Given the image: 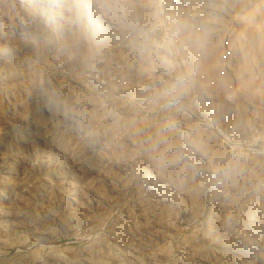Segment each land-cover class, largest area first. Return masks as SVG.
Returning a JSON list of instances; mask_svg holds the SVG:
<instances>
[{"label": "rangeland", "instance_id": "rangeland-1", "mask_svg": "<svg viewBox=\"0 0 264 264\" xmlns=\"http://www.w3.org/2000/svg\"><path fill=\"white\" fill-rule=\"evenodd\" d=\"M115 1L0 0V264H264V0ZM172 23L174 73L153 47ZM50 78L87 107L57 127Z\"/></svg>", "mask_w": 264, "mask_h": 264}, {"label": "bare ground", "instance_id": "bare-ground-1", "mask_svg": "<svg viewBox=\"0 0 264 264\" xmlns=\"http://www.w3.org/2000/svg\"><path fill=\"white\" fill-rule=\"evenodd\" d=\"M107 1H108V0H107ZM109 1H110V0H109ZM112 1H113V0H112ZM114 1H115V0H114ZM116 1H117V0H116ZM116 1H115V2H116ZM183 1H184V0H169V4L175 5L176 7H177V5H179V7L182 6V8L184 7V9H183V11H184V10H185V7H186V5H187L188 2H187L186 0H185L186 2H183ZM120 2H121V1H120ZM101 3H102V2H101ZM101 3H100V5H101ZM112 3H113V2H112ZM116 3H117V2H116ZM118 3H119V2H118ZM152 3H153V2H152ZM110 4H111V3H110ZM110 4L108 3V5H110ZM146 4H149V3H146ZM153 4H154V3H153ZM112 5H113V4H112ZM137 5H138V4H137ZM150 5H152V4L150 3ZM157 5H158V4H157ZM104 6H105V5H104ZM113 6H114V5H113ZM115 6H116V4H115ZM115 6H114V7H115ZM119 6H120V4H119ZM131 6H132V5H131ZM142 6H143V5H142ZM109 7H110V6H109ZM143 7H144V6H143ZM169 7H170V6H169ZM188 7H189V5H188ZM103 8H104V7H103ZM115 8H116V7H115ZM119 8H121V7H119ZM122 8H123V6H122ZM136 8H137V7H136ZM154 8H155V7H154ZM21 9H22V8H21ZM101 9H102V8H101ZM108 9H109V8H108ZM140 9H142V8H140ZM140 9L138 8L137 11L140 10ZM148 9H149V8H148ZM156 9H157V7H156ZM179 9H180V8H179ZM179 9H177V10H179ZM187 9H188V8H187ZM105 10H106V9H104V11H105ZM114 10L116 11V9H114ZM114 10H113V11H114ZM125 10H126V9H125ZM150 10H151V9H150ZM153 10H154V9H153ZM101 11H103V10H101ZM107 11H108V13L110 12V10H107ZM107 11H106V12H107ZM118 11H119V10H118ZM121 11H122V10H121ZM144 11H145V10H144ZM124 12H125V11H124ZM129 12H130V11H129ZM133 12L135 13L134 10H133ZM138 12H139V11H138ZM140 12H141V11H140ZM148 12H149V11H148ZM150 12H151V11H150ZM154 12H155V11H153L152 13H154ZM103 13H105V12H103ZM134 13H133V14H134ZM146 13H147V12H145L144 14H146ZM105 14L107 15V13H105ZM105 14H104V17H105ZM111 14H112V13H111ZM121 14H122V13H121ZM124 14H126V13H124ZM124 14H123V15H124ZM136 14H137V12H136ZM144 14H143V15H144ZM156 14H158V13H156ZM102 15H103V14H102ZM116 15H117V16H116ZM116 15H115L116 17L119 16L118 13H117ZM127 15H128V14H127ZM127 15H125V16H127ZM143 15H142V17H143ZM149 15H150V14H149ZM151 15H152V14H151ZM107 16H108V15H107ZM128 16H129V15H128ZM128 16H127V17H128ZM137 16H138V15H137ZM144 16H145V15H144ZM153 16H154V15H153ZM153 16H151V20H152L153 18H155V16H154V17H153ZM131 17H132V16H131ZM133 17H135V16L133 15ZM133 17H132V18H133ZM152 17H153V18H152ZM107 18H110V16L107 17ZM119 18H120V17H119ZM128 18H129V17H128ZM137 18H138V17H137ZM149 18H150V17H149ZM112 19H113V17H112ZM121 19H122V18H121ZM133 19H134V18H133ZM138 19H140V18H138ZM138 19H137V20H138ZM156 19H157V18H156ZM156 19H153V20H156ZM108 20L110 21V19H108ZM113 20H114V19H113ZM131 20H132V19H131ZM142 20H143V18H142ZM153 20H152V21H153ZM109 21H108V23H109ZM111 21H112V20H111ZM116 21H117V20H116ZM123 21H124V20H123ZM125 21H126V19H125ZM127 21H128V20H127ZM129 21H130V19H129ZM129 21H128V22H129ZM156 21H157V20H156ZM120 22H121V21H120ZM139 22H140V21H139ZM139 22H137V23H139ZM142 22H143V21H142ZM110 23H112V22H110ZM118 23H119V21H118ZM122 23H123V22H122ZM122 23H121V24H122ZM125 23H126V22H125ZM156 23H157V22H156ZM113 24H115V21L113 22ZM113 24H112V25H113ZM140 24H141V23H140ZM128 25H129V23H128ZM145 25H146V24H145ZM123 26H124V25H123ZM126 26H127V24H126ZM132 26H133V25H132ZM137 26H138V25H137ZM137 26H136V27H137ZM69 27H70V25H69ZM112 27H113V26H112ZM130 27H131V25H130ZM130 27H129V28H130ZM139 27H141V26H139ZM139 27H138V28H139ZM94 28H95V27H94ZM123 28H124V27H123ZM126 28H127V27H126ZM141 28H142V27H141ZM115 29H116V28H115ZM38 30H39V29H38ZM116 30H117V29H116ZM119 30H120V29H119ZM127 30H128V29H127ZM134 30H135V28H134ZM136 30H137V28H136ZM120 31H122V30H120ZM125 31H126V30H125ZM128 31H129V30H128ZM132 31H133V29H132ZM22 41H23V40H22ZM26 42H28V41H26ZM20 43H21V42H20ZM16 45H17V44H16ZM13 46H14V45H13ZM28 46H29V49H30V45H28ZM16 47H17V46H16ZM16 47H15V48H16ZM26 47H27V46H26ZM19 48H20V47H19ZM22 48H23V47H22ZM24 48H25V47H24ZM24 48H23V49H24ZM23 49H22V50H23ZM27 49H28V48H27ZM16 50H17V49H16ZM20 51H21V50H20ZM26 51H27V50H26ZM18 52H19V50H18ZM29 52H30V50H29ZM29 52H28V53H29ZM23 54H24V52H23ZM29 54H30V53H29ZM26 55H27V54H26ZM111 56H112V55H111ZM111 56H109V58H111ZM126 56H127V55H126ZM115 57H116V56H115ZM107 58H108V57H107ZM117 58H118V56H117ZM120 58L122 59V57H120ZM115 59H116V58H115ZM118 59H119V58H118ZM123 60H125V59H123ZM123 60H122V61H123ZM128 60H129V59H128ZM128 60H127V62H128ZM110 61H111V60H110ZM116 61H117V60H116ZM119 61H120V60H119ZM132 61H133V60H132ZM107 62H108V61H107ZM117 62H118V61H117ZM123 63L127 64L125 61H124ZM109 64H110V63H109ZM109 64H108V65H109ZM113 64H114V63H113ZM123 65H124V64H123ZM114 66H115V65H113V67H114ZM116 66H117V65H116ZM125 66H126V65H125ZM160 72H162V70H161ZM160 72H159V73H160ZM168 72H169V71H168ZM171 72H173V71H171ZM173 73H174V72H173ZM160 74H161V73H160ZM170 74H171V73H170ZM163 75H164V74H163ZM168 75H169V73H168ZM170 76H171V75H170ZM174 76H175V75H174ZM167 77H168V76H167ZM171 77H172V76H171ZM171 77H169V78H171ZM158 78H159V77H158ZM160 78H161V76H160ZM165 78H166V76H165ZM169 78H168V80H169ZM50 79H51V78H50ZM171 79H172V78H171ZM173 79H174V78H173ZM48 80H49V79H48ZM61 80H65V79H61ZM61 80H59V79H57V78H53V79H51V81H50L51 84H50V82H49V85L53 86L54 88L59 89V90L62 89V88H65V91H63V92L61 93L62 96H61V94H59V96H61L60 98H59L58 95L56 96L53 92L51 93L50 97H48L49 99L47 98V99H48V103L51 104V105H49V104H48V106L46 105V107H47V108L45 109V110H46V113L44 112L46 115H44V116L41 117V118L43 119L44 122H47V123L50 122L53 126L56 124V125H55L56 127H57V125H58L59 120L62 118V117H60V116H61L60 113H59L60 111L66 112L67 114H65V115H68V118H71V117L73 118V116H76L75 113H78L77 111H81V110H78V109H80L81 106H83V107L85 108V106H84L85 103L83 104V103L78 99V97L75 95V93L72 91V89H71L69 86H67L66 84L63 85V83H65V82H63V81H61ZM159 80H160V79H159ZM161 80H162V79H161ZM163 81H165V80L163 79ZM168 82H169V81H168ZM49 85H48V86H49ZM49 88H50V87H49ZM52 89H53V88H52ZM47 90H48V89H47ZM47 90H46V91H47ZM52 91H53V90H52ZM60 91H61V90H60ZM43 92H44V91H43ZM49 92H50V91H48L47 93H49ZM55 93H56V91H55ZM36 95H37V94H36ZM78 95H79V94H78ZM38 96H40V95H38ZM38 96H36V97H38ZM33 97H34V96H33ZM44 97H46V95H44ZM44 97H43V98H44ZM39 98H40V97H39ZM41 98H42V97H41ZM61 98H63V99H64V98H65V99L67 98L66 100L68 101V104H69V105L66 104V103L63 102V101H62L63 103H61V101H58V99H61ZM79 98H80V97H79ZM81 99H82V98H81ZM83 99H84V98H83ZM85 99H86V98H85ZM85 99H84V100H85ZM38 100H40V99H38ZM38 100H37V102H38ZM88 100H89V99H88ZM33 101H34V100H33ZM40 102H41V101H40ZM87 102H88V101H87ZM31 103H32V102H31ZM33 103H34V102H33ZM44 103H46V102L44 101ZM81 103H82V104H81ZM35 104H36V103H35ZM37 104H38V103H37ZM86 104H87V103H86ZM38 105H39V104H38ZM38 105H37V106H38ZM66 105H67V107H66ZM33 106H34V105H32V107H33ZM35 107H36V106H35ZM39 107H40V105H39ZM78 107H79V108H78ZM83 107H82V108H83ZM44 108H45V107H44ZM86 108H87V107H86ZM86 108H85V110H86ZM85 110H83V111H85ZM31 113H32V112H31ZM34 113H36V112H34ZM39 113H40V112H39ZM78 114H79V113H78ZM81 114H83V113H81ZM65 115H64V116H65ZM83 115H85V113H84ZM33 116H34V115H33ZM62 116H63V115H62ZM65 117H66V116H65ZM80 117H81V116H80ZM182 117H184V116L182 115ZM34 118H35V117H34ZM85 118H86V117H85ZM180 118H181V117H180ZM185 118H186V117H185ZM187 118H188V117H187ZM187 118H186V119H187ZM81 119H83V117H82ZM81 119H80V120H81ZM63 120H64V119H63ZM65 120H66V119H65ZM98 120H99V119H98ZM32 121H33V120H32ZM43 121H42V122H43ZM100 121H101V120H100ZM164 121H166V120H164ZM40 122H41V121H40ZM42 122H41V123H42ZM185 122L188 123V120L185 121ZM190 122H191V121H190ZM31 123H32V122H31ZM38 123H39V121H38ZM50 123H49V124H50ZM53 123H54V124H53ZM61 123H62V122H61ZM94 123H95V122H94ZM187 123H186V124H187ZM36 124H37V123H36ZM42 124H44V123H42ZM51 124H50V125H51ZM165 124H167V123H165ZM171 124H172V123H171ZM181 124L186 126V124L183 122V120H181ZM188 124H189V123H188ZM191 124H192V122H191ZM191 124H190V125H191ZM45 125H46V123H45ZM45 125H44V126H45ZM36 126H37V125H36ZM47 126H48V125H46V129L48 128ZM59 126H60V124H59ZM94 126H95V125H94ZM191 126H193V125H191ZM95 127H96V126H95ZM99 127H100V126H99ZM106 127H107V126H106ZM171 127H172V126H171ZM171 127H170V125H169V128H171ZM37 128H38V127H37ZM62 128H63V127H62ZM186 128H187V126H186ZM189 128H191V127H189ZM192 128H193V127H192ZM199 128H200V127H199ZM42 129H43V128H42ZM171 129H174V128L172 127ZM39 130H40V129H39ZM48 130H49V129H48ZM60 130H61V128H60ZM174 130H175V129H174ZM178 130H179V128H178ZM182 130H183V129H182ZM190 130H191V129H190ZM200 130H201V129H200ZM45 131H46V130H45ZM61 131H62V130H61ZM103 131H104V130H103ZM169 131H170V129H169ZM201 131H202V130H201ZM41 132H42V131H41ZM62 132H63V131H62ZM176 132H177V131H176ZM187 132H189V131H187ZM187 132H186V134H187ZM43 133H44V132H43ZM98 133H99V132H98ZM171 133L173 134V132H171ZM181 133H182V131H181ZM197 133H199V132H197ZM45 134H46V133H45ZM47 134H48V133H47ZM49 134H50V133H49ZM60 134H61V133H60ZM62 134H63V133H62ZM96 134H97V133H96ZM156 134H157V133H156ZM163 134H164V133H163ZM178 134H179V133H178ZM194 134H196V132H195ZM43 135H44V134H43ZM54 135H58V130H57V131H54ZM159 135H160V136H163V135H161V133H160ZM167 135H168V133H167ZM173 135H174V134H173ZM176 135H177V133L174 135L175 138L177 137ZM183 135H184V134H183ZM58 136H60V135H58ZM160 136H157V137H160ZM193 136H194V135H193ZM40 137H42V136H40ZM43 137H44V136H43ZM61 137H62V136H61ZM164 137H165V136H164ZM177 138H178V137H177ZM177 138H176V139H177ZM180 138H182V137H180ZM194 138H195V137H194ZM196 138H197V136H196ZM199 138H200V137H199ZM208 138H209V137H208ZM54 139H55V138H54ZM44 140H45V139H44ZM56 140L59 141L60 138H59V140H58V138H57ZM166 140H167V139H166ZM182 140H183V139H182ZM208 140H209V139H208ZM46 141H47V139H46ZM48 141H49V139H48ZM57 141L54 140V142H57ZM184 141H185V140H184ZM206 141H207V140H206ZM52 142H53V141H52ZM169 142H171V141L169 140ZM178 142H179V144H178V148L181 149V151L184 153V155L186 154L185 156H188V158L186 159V161L191 162V160H190V158H189V155H191V154H190V151L188 150V148H189L188 146H189V145H186V144H185L186 142H185V143H182V141H178ZM208 142H209V144H210V141H208ZM25 143H26V142H25ZM216 143H217V142H216ZM216 143H215V144H216ZM9 144H11V143L9 142ZM52 144H53V143H52ZM52 144H51V146H52ZM57 144H58V143H57ZM84 144H85V143H84ZM169 144H170V143H169ZM176 144H177V143H176ZM176 144H175V145H176ZM187 144H189V143H187ZM211 144H212V142H211ZM55 145H56V143H55ZM90 145H91V144H90ZM90 145H89V146H90ZM185 145H186L188 148H186ZM207 145H208V143H207ZM216 145H217V144H216ZM216 145H215V146H216ZM10 146H11V145H10ZM53 146H54V145H53ZM58 146H59V145H58ZM170 146H171V145H170ZM222 146H223V145H222ZM23 147H24V146H22V148H23ZM59 147H60V146H59ZM91 147H92V146H91ZM91 147H90V148H91ZM174 147H175V146H174ZM218 147L220 148V145H219ZM218 147H217V148H218ZM88 148H89V147H88ZM88 148H87V149H88ZM90 148H89V149H90ZM201 148H202V147H201ZM80 149H81V148H80ZM192 149H193V148H192ZM195 149H196V148H195ZM197 149H199V147H198ZM197 149H196V151H197ZM202 149H203V148H202ZM202 149H200V150H202ZM204 149H205V148H204ZM206 149H207V148H206ZM168 150H170V148H169ZM190 150H191V149H190ZM200 150H199V151H200ZM207 150H208V149H207ZM216 150H217V149H216ZM223 150H224V149H223ZM17 151H18V150H17ZM21 151H22V150H21ZM79 151H80V150H79ZM82 151H83V149H82ZM85 151H86V150H85ZM170 151H171V150H170ZM191 151H192V150H191ZM90 152H91V151H89L88 154H89ZM161 152H163V151H161ZM172 152H173V151H172ZM197 152H198V151H197ZM204 152H205V151H204ZM9 153H10V152H9ZM15 153H17V152H15ZM183 153H182V154H183ZM202 153H203V152H201V154H202ZM206 153H207V152H206ZM208 153H209V152H208ZM220 153H221V152H220ZM220 153H218V154H220ZM224 153H225V151H224ZM12 154H14V153H12ZM12 154H8V155H12ZM77 154H78V153H77ZM85 154L87 155V152H86ZM85 154H84V155H85ZM164 154H165V153H164ZM173 154H174V153H173ZM210 154H211V153H210ZM213 154H214V153H213ZM221 154H223V153H221ZM225 154H227V153H225ZM17 155H18V154H16L15 156H17ZM22 155H23V154H22ZM166 155H167V154H166ZM170 155H171V154H170ZM204 155L206 156V154H204ZM215 155H216V153H215ZM223 155H224V154H223ZM223 155H221V156H223ZM229 155H230V154H229ZM18 156H19V155H18ZM73 156H74V155H73ZM73 156H71V158H72ZM77 156H79V155H77ZM174 156H175V155H174ZM219 156H220V155H219ZM226 156H227V155H226ZM19 157H20V156H19ZM80 157H83V156H80ZM89 157H90V154H89ZM163 157H164V156H163ZM165 157H166V156H165ZM165 157H164V160H163V161L166 160ZM206 157H207V156H206ZM208 157H209V156H208ZM208 157H207V158H208ZM210 157H211V156H210ZM214 157H215V156H214ZM224 157H225V156H224ZM21 158H22V157H21ZM174 158H175V157H174ZM215 158H216V157H215ZM215 158H214V159H215ZM16 159H18V158H16ZM16 159H14V160H16ZM76 159H77V158H76ZM81 159H82V158H81ZM221 159H222V157L220 158V160H221ZM21 160H22V159H21ZM21 160H20V161H21ZM70 160H71V159H70ZM169 160H170V159H169ZM174 160H175V159H174ZM211 160L213 161V159H211ZM211 160H210V161H211ZM218 160H219V159H218ZM220 160H219V161H220ZM227 160H228V158H227ZM17 161H18V160H17ZM17 161H16V162H17ZM78 161H79V158H78ZM163 161H162V162H163ZM170 161H171V160H170ZM172 161H173V160H172ZM172 161H171V162H172ZM210 161H209V162H210ZM10 162H12V159H11ZM10 162H9V163H10ZM18 162H19V161H18ZM18 162H17V163H18ZM75 162H77V161H75ZM86 162H87V163H86ZM86 162H85V163H82L81 166L79 165V166H80L79 169L81 170L80 172H82V173H83L84 171L87 172L88 170H91V169L93 168V167H90V166H92V165H89V164H88L89 161H86ZM157 162H158V161H157ZM159 162H160V160H159ZM159 162H158V163H159ZM222 162H223V161H222ZM228 162H229V161H228ZM9 163H8V164H9ZM77 163H78V162H77ZM77 163H76V164H77ZM79 163H81V162L79 161ZM158 163H157V165H158ZM160 163H161V162H160ZM175 163H176V162H175ZM175 163H174V164H175ZM217 163H218V162H217ZM11 164H12V163H11ZM74 164H75V163H74ZM211 164H212V163H211ZM225 164H226V163H225ZM12 165H13V164H12ZM15 165H16V164H15ZM17 165H18V164H17ZM19 165H20V164H19ZM155 165H156V164H155ZM88 166H89V167H88ZM162 166H163V165H162ZM216 166H217V165H216ZM216 166H215V167H216ZM219 166H221V165H219ZM9 167H10V165H9ZM74 167H75V166H74ZM154 167H156V166H154ZM159 167H160V166H159ZM164 167H165V166H164ZM170 167H172L171 164H170ZM226 167H227V166H226ZM76 168H77V170H78V166H76ZM96 168H97V167H96ZM156 168H158V167H156ZM161 168H163V167H161ZM166 168L168 169V166H167ZM172 168H173V167H172ZM172 168H171V169H172ZM177 168H178V167H177ZM181 168H182V167H181ZM181 168L179 167V169H181ZM216 168H217V167H216ZM220 168H221V167H220ZM73 169H74V168H73ZM93 169H95V166H94ZM163 169H165V168H163ZM167 169H165L164 171L166 172ZM169 169H170V168H169ZM174 169L177 170V169H176V166H175ZM75 170H76V169H75ZM153 170H155L154 172H152V173L155 174V175H154V179H155L154 181L157 182V183H159V184H161V185H163V184L166 185L165 181L162 179V178H164V177H163V176H164L163 174H165V173H163V172L160 170V171L163 173V174H162L159 170L154 169V168H153ZM223 170H224V169H223ZM225 170H226V168H225ZM228 170H230V169H228ZM78 171H79V170H78ZM173 171H174V170H173ZM178 171H179V170H178ZM76 172H77V171H76ZM80 172H79V173H80ZM92 172H93V171H92ZM223 172H226V171H223ZM230 172H231V171H230ZM72 173H73V172H72ZM82 173H81V174H82ZM84 173H85V172H84ZM84 173H83V175H84ZM178 173H179V172H178ZM228 173H229V172H228ZM87 174H89V173L87 172ZM222 174H223V173H222ZM225 174H227V173H225ZM69 175H70V174H69ZM74 175H75V174H74ZM74 175L72 176V178L74 177ZM166 175H167V174H166ZM173 175H174V174H173ZM227 175H228V174H227ZM76 176H77V175H76ZM76 176H75V177H76ZM79 176H80V174H79ZM151 176H152V175H151ZM175 176H176V175H175ZM178 176H179V175H178ZM178 176H177V177H178ZM70 177H71V176H70ZM168 177H170V176L168 175ZM168 177L166 178V180L168 179ZM172 177H173V176H172ZM149 178H150V176H149ZM182 178H183V177H182ZM73 179H74V178H73ZM146 179H147V178H146ZM174 179H175V178H174ZM174 179H173V180H170V182H172V181L174 182ZM177 180H178V179H177ZM183 180H184V178H183ZM150 181H151V178L148 179V182H150ZM168 181H169V179H168ZM168 181H167V182H168ZM178 181H179V180H178ZM144 182H147V181L145 180ZM170 182H168V183H170ZM175 182H176V181H175ZM184 182H185V181H184ZM151 183H152V182H151ZM168 183H167V184H168ZM176 183H177V182H176ZM181 183H182V181H181ZM146 184H147V183H146ZM146 184H145V185H146ZM155 184H156V183H155ZM159 184H158L157 186H159ZM170 184H171V183H170ZM172 184L174 185V183H172ZM179 184H180V183H179ZM150 185H151V184H150ZM146 186H147V185H146ZM177 186H178V184H177ZM184 186H185V185H184ZM150 187H151V186H150ZM180 188H181V187H180ZM183 188H185V187H183ZM183 188H181V189H183ZM68 197H69V196H68ZM70 197H71V196H70ZM64 198H65V197H64ZM158 200H160V199H158ZM254 202H255V201H254ZM261 202H262V201H261ZM251 203H252V202H251ZM251 203H250V204H251ZM248 204H249V203H248ZM253 204H254V203H253ZM254 206H256V205H254ZM254 206H252V207H254ZM259 206H260V205H259ZM262 206H263V204H262ZM243 207H244V206H243ZM262 208H263V207H262ZM244 211H245V210H244ZM251 212H252V211H251ZM25 214H26V212H25ZM28 214H29V213H28ZM262 214H263V213H262ZM262 214H260V215H262ZM26 216H27V215H26ZM30 216H32V215H30ZM33 216H34V215H33ZM258 216H259V215H258ZM22 217H23V216H22ZM22 217H20V218H22ZM250 218H251V217H250ZM255 218H256V217H255ZM27 219H28V218H27ZM27 219H26V220H27ZM26 220H22V221H23V224L20 222L21 220L19 221V223L22 224V225L24 226V224H25L24 221H26ZM29 220H31V219H29ZM32 220H34V219L32 218ZM235 220H236V219H235ZM34 221H35V220H34ZM246 221H247V220H246ZM249 221H250V220H249ZM251 221H252V220H251ZM35 222H36V221H35ZM0 223H1V222H0ZM19 223H18V224H19ZM26 223H27V222H26ZM257 223H258V222H257ZM7 224H8V223H7ZM31 224H32V222H31ZM39 224H40V223H39ZM248 224H249V223H248ZM250 224H251V223H250ZM252 224H253V223H252ZM262 224H263V228H264V223H262ZM1 225H2V224H1ZM27 225H28V224H26L25 226H27ZM3 226H4V225H3ZM19 226H20V225H19ZM29 226H30V229H31V225H30V224H29ZM1 227H2V226H1ZM6 227H7V226H6ZM12 227H13V226H12ZM15 227H16V226H15ZM32 227H33V226H32ZM37 227H38V223H37ZM253 227H255V226H253ZM256 227H257V226H256ZM25 228H26V227H25ZM38 228H39V227H38ZM259 228H260V227H259ZM2 229H3V228H2ZM11 229H12V228H11ZM13 229H14V228H13ZM30 229H29V230H30ZM39 229H40V228H39ZM251 229H252V228H251ZM257 229H258V228H257ZM0 230H1V228H0ZM4 230H5V229H4ZM4 230H3V231H4ZM6 230H7V229H6ZM12 231H13V230H12ZM33 231H34V229H33ZM41 231H42V230H41ZM254 231H255V230H254ZM262 231H263V230H262ZM10 232H11V231H10ZM1 233H3V232H1ZM6 233H7V231H6ZM39 233H40V232H39ZM262 233H263V232H262ZM43 234H44V233H43ZM239 234H240V233H239ZM245 236H246V235H245ZM237 237H238V236H237ZM241 237H242V236H241ZM243 237H244V236H243ZM258 237H259V235H258ZM258 237H257V238H258ZM244 238H245V237H244ZM263 238H264V237H263ZM248 239H249V237H248ZM251 239H252V238H251ZM239 240H240V239H239ZM241 240H242V239H241ZM260 240H261V238H260ZM262 242H264V239H262ZM246 243H247V242H246ZM251 244H252V243H251ZM258 244H259V243H258ZM262 244H263V243H262ZM254 246H255V244H254ZM189 248H190V247H189ZM250 248H251V247H250ZM252 249H253V248H252ZM259 249H261V248H259ZM191 250H192V249H191ZM251 252H252V251H251ZM252 253H254V252H252ZM252 253H251V254H252ZM259 253L262 254V250H261V252H260V250H259ZM242 254H243V253H242ZM257 254H258V253H257ZM263 254H264V252H263ZM29 255H30V254H29ZM259 255H260V254H259ZM29 257H30V256H29ZM260 257H261V256H260ZM17 258H18V257H17ZM20 258H23V257L21 256ZM20 258H19V259H20ZM55 258H56V257H55ZM33 259H34V258L30 259V261L33 260ZM16 260H17V259H16ZM20 260H21V259H20ZM20 260H19V261H20ZM27 261H28V260H27ZM31 262H32V261H31ZM259 262H260V261H259ZM1 263H2V262H1ZM22 263H23V262H22ZM25 263H26V262H25ZM34 263H35V262H34ZM34 263H33V264H34ZM13 264H14V263H13ZM17 264H18V263H17ZM35 264H36V263H35Z\"/></svg>", "mask_w": 264, "mask_h": 264}, {"label": "clouds", "instance_id": "clouds-1", "mask_svg": "<svg viewBox=\"0 0 264 264\" xmlns=\"http://www.w3.org/2000/svg\"><path fill=\"white\" fill-rule=\"evenodd\" d=\"M182 25L179 23H172L169 29L158 35L153 41L160 64L165 71H172L176 67V55L179 52V37L181 35ZM188 77L184 74H178L175 82L172 85V90L175 91L187 83Z\"/></svg>", "mask_w": 264, "mask_h": 264}]
</instances>
